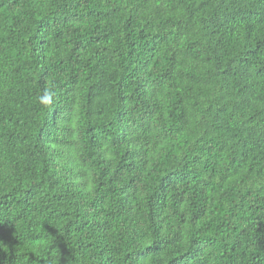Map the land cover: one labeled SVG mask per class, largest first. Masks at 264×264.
Listing matches in <instances>:
<instances>
[{
    "label": "trees",
    "instance_id": "trees-1",
    "mask_svg": "<svg viewBox=\"0 0 264 264\" xmlns=\"http://www.w3.org/2000/svg\"><path fill=\"white\" fill-rule=\"evenodd\" d=\"M0 264H264V0H0Z\"/></svg>",
    "mask_w": 264,
    "mask_h": 264
},
{
    "label": "clouds",
    "instance_id": "clouds-1",
    "mask_svg": "<svg viewBox=\"0 0 264 264\" xmlns=\"http://www.w3.org/2000/svg\"><path fill=\"white\" fill-rule=\"evenodd\" d=\"M44 103H51V93L48 94L47 98L43 100Z\"/></svg>",
    "mask_w": 264,
    "mask_h": 264
}]
</instances>
